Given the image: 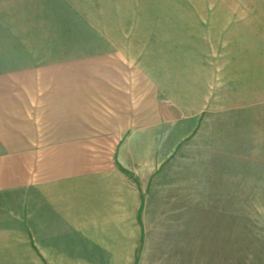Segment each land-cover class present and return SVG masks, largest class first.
I'll return each mask as SVG.
<instances>
[{
	"label": "rangeland",
	"instance_id": "374dc122",
	"mask_svg": "<svg viewBox=\"0 0 264 264\" xmlns=\"http://www.w3.org/2000/svg\"><path fill=\"white\" fill-rule=\"evenodd\" d=\"M156 4L113 33L63 0H0V150L78 159L40 177L74 180L59 218L34 190L0 199V264H264V166L215 151L242 149L236 107L264 100V0Z\"/></svg>",
	"mask_w": 264,
	"mask_h": 264
},
{
	"label": "crops",
	"instance_id": "0c3cea01",
	"mask_svg": "<svg viewBox=\"0 0 264 264\" xmlns=\"http://www.w3.org/2000/svg\"><path fill=\"white\" fill-rule=\"evenodd\" d=\"M69 2L71 9H87L90 11L87 15L91 17H101L102 20H92L90 24L97 26L95 31L98 32H136L143 31L145 25L144 16L149 17V14L137 13V9L158 8L159 1L166 0H63ZM239 1V0H232ZM86 2V3H85ZM234 12H229V16H240L241 13L235 12L240 7L238 5L232 6ZM236 8V9H235ZM142 16V17H141ZM156 15H153L155 17ZM138 17L142 18L139 19ZM167 24H171L172 16L169 15ZM171 18V20L169 19ZM170 20V21H169ZM162 22L158 19L154 20ZM147 22V21H146ZM150 26L151 24H147ZM230 90V89H229ZM228 90V91H229ZM207 92H223L218 88L212 86L207 89ZM233 92V91H230ZM254 92V91H251ZM236 111L243 123L242 140L240 146L242 149H227L216 148V153L222 155H231V157L242 159L251 164H260L264 166V100L263 101H245L236 107ZM236 113V114H237ZM239 119V118H238ZM240 121V120H239ZM79 145V143H77ZM75 150L79 151L76 147ZM74 148L69 146L54 145L50 148H38L32 146V141L23 143L22 148H14L11 146H4L0 150V199L11 200L13 193H22L24 202L30 200L32 191H37L41 202L42 218L51 217L52 215L59 218L64 212L68 213L69 202L74 200V192L72 184L67 181L71 187H60L57 183L49 181L44 182L40 177L55 178L60 173L66 171L67 175L73 176L74 170L78 167L74 163L78 159H73ZM67 154L68 159L61 160L60 155ZM76 156L78 153L75 154ZM64 158V157H63ZM57 162H62L58 166ZM77 164V163H76ZM44 170L46 172H44ZM38 188L33 189V183L38 179ZM78 179V178H77ZM76 179V182H77ZM78 200V197H77ZM73 206L69 209H71ZM74 208V207H73ZM3 214V213H2ZM29 217V216H28ZM14 219V220H13ZM30 219V217H29ZM23 223H26V216L22 218ZM5 224H15L16 217L12 214L8 215L6 211V218L3 221ZM45 221H43L44 223ZM71 224L77 221H68ZM22 223V222H21ZM30 223V222H29Z\"/></svg>",
	"mask_w": 264,
	"mask_h": 264
}]
</instances>
